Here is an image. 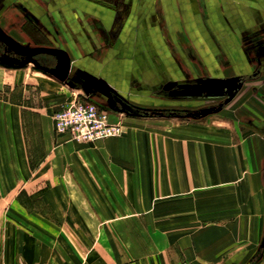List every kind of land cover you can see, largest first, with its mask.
<instances>
[{
    "label": "crops",
    "instance_id": "1",
    "mask_svg": "<svg viewBox=\"0 0 264 264\" xmlns=\"http://www.w3.org/2000/svg\"><path fill=\"white\" fill-rule=\"evenodd\" d=\"M0 2L2 14L16 22L20 8H26L29 24L38 26L42 50L64 55L58 74L77 82L69 85L47 69L41 75L29 74L43 99L32 108L41 111L44 123L46 118L50 121L49 133L44 131L50 141L55 110L76 92L72 88L82 92L102 85L135 106L170 111L163 107L173 103L168 96L189 95L182 90L190 73L241 75L242 85L233 98L236 112L264 118V64L249 46L264 25V0H131L127 13L103 0ZM4 82L0 152L14 154L0 160V264H56L50 236L60 230L62 215L70 223L78 215L98 216L99 230L117 233L107 246L111 255L105 258L102 252L101 264H264L263 127L237 126L235 112L228 129L212 128L217 141L192 149L173 143L130 145L125 141V136L134 135L130 129L99 147L56 145L69 152V159L62 154L49 159L44 149L42 158L31 165L24 139L29 106L14 95L27 86L22 79ZM123 112L114 109L109 120L124 124L169 117ZM222 135L229 139L221 142ZM126 167L134 169L127 198ZM138 176L144 187L134 185ZM33 184L36 191L29 187ZM221 184L227 191H220ZM142 188L151 193H145L143 206ZM192 190L195 195L190 196ZM29 200H35L36 207ZM108 216L120 219L109 224ZM126 216H133V222L126 223ZM190 216L195 219L190 221ZM142 231H163L165 240L155 234L143 240L123 234Z\"/></svg>",
    "mask_w": 264,
    "mask_h": 264
},
{
    "label": "rangeland",
    "instance_id": "2",
    "mask_svg": "<svg viewBox=\"0 0 264 264\" xmlns=\"http://www.w3.org/2000/svg\"><path fill=\"white\" fill-rule=\"evenodd\" d=\"M54 1V0H52ZM101 1V0H100ZM108 1L112 7H115V10H119L122 13L129 12L131 8V0H103ZM52 9H47V12H51ZM262 22V21H261ZM259 31V32H258ZM34 32V31H33ZM256 33L253 36V39L250 41L249 46L256 52V56L259 63L264 64V53L259 52L258 49L264 45V25H260L257 29ZM19 39L16 42L20 43L26 50H28L29 54L33 57H30L21 62H14L8 59L1 58L0 56V84H5L4 81H16V80H24L27 87L20 88L14 94L17 95V98L22 100V102H26L29 108H26L27 112L24 114L26 119L24 124V139L26 142V149L27 154L30 159L31 165H35V163L42 158V154L45 151L44 149L49 150L47 158L53 159L54 156L58 154L65 155L64 158L69 159L70 154L68 151H60L59 148L55 147L56 145H73V144H82V145H94L98 146L102 144L104 141L108 139H112L111 137L98 139V140H79L74 139L69 134H64L66 137H58V133L55 130L54 125V132L52 141L48 140V135L44 137V131L49 133V124L50 121L46 118L45 123L42 118V113L40 110L36 108L42 104L43 99L41 98L38 88L35 86L36 84L32 82V78L29 77V74L35 73V75H41L42 71L47 69L48 73L55 75L58 79H62V81L66 80L68 77H62L58 73H55L51 67H46L41 62L35 60L36 54L40 52L43 48V45H37L35 42L27 37L24 34L16 35ZM40 37V34H39ZM40 42V41H39ZM43 41H41L42 43ZM46 71V70H45ZM241 75L234 74V75H227L223 77H213L208 75V73H200L199 76L189 75V79L185 82L186 85H194L196 83H200L205 80H212V79H233L237 78ZM250 81L247 80L244 82L242 90H245L248 87ZM102 86V85H101ZM99 86L97 89H93L88 91L84 89L82 92H79L77 89L71 98L74 95L83 96L82 93H87L89 99L94 101L100 109H104L106 113L109 114L113 112L114 109L111 107L112 101L110 97L106 94V90L101 89ZM168 96V95H167ZM166 96V97H167ZM172 99V104H167L163 106L165 109H181V110H199L203 107L212 106L220 103L225 95L220 94H189L188 96H183L180 94L173 93L172 96H168ZM70 98V99H71ZM69 99V100H70ZM235 99V98H234ZM232 99L230 102L224 105V107L217 112H213L201 117H192V116H174V117H163L161 122H148V121H135V122H128L125 121L124 124L120 122H112L120 125L121 127V134L126 135V131L132 130L134 131L133 136H125V141L130 145H150V144H159V143H173V144H188L190 149L195 147H202L207 146L209 143L214 142V140H218L219 137L213 136L212 128L216 127L217 129L220 128L222 130L228 129L230 124L231 117H233L236 112L235 104L236 100ZM68 101V100H66ZM64 101V102H66ZM63 102V103H64ZM62 103V104H63ZM61 104V105H62ZM60 105V106H61ZM58 106L57 109L60 107ZM25 109V108H24ZM56 109V110H57ZM55 110V111H56ZM238 110L236 113L238 114L237 126H242L244 124H256L259 127L264 128V118H250V115L243 114L241 115ZM123 114L128 115V113L123 112ZM145 119V118H139ZM234 120V118L232 119ZM159 128L161 131L156 132L155 129ZM142 133V136L140 135ZM153 133V134H151ZM157 133H163L158 135ZM122 137V136H121ZM229 138L226 135L221 136V142L227 141ZM48 143V145H47ZM47 145V147H46ZM61 149V148H60ZM98 148L93 149L94 152V159H97L95 153ZM190 152V151H189ZM195 153V152H194ZM14 153L10 152H0V160L4 159H12V155ZM188 154V153H187ZM189 154H192L191 152ZM207 154V153H206ZM111 158V157H110ZM112 159V158H111ZM113 168H109V172H113ZM134 169L132 167L125 168V187H124V195L125 198L128 197L129 194V186L130 182H132L134 176ZM112 175V174H110ZM137 188L144 187L140 183V178L136 179ZM12 187L14 185H5V187ZM49 185H45V189H47ZM111 186V184H110ZM221 186L220 191H227L224 187L226 185H219ZM20 187V185H19ZM33 190L36 191L35 187L36 184L30 185ZM3 185H0V191H2ZM43 187H41L42 190ZM143 188L141 191L139 190V195L141 194V202L142 206L146 203L145 193ZM195 190L190 191L189 195H195ZM151 194V193H146ZM29 205L32 207H36V201H28ZM154 203V202H153ZM155 203L152 205L154 206ZM59 218L60 230L51 233V240L52 245H55L54 250L55 253L53 255V260L56 264H101L100 260L102 259V252L105 258H108L107 253L111 255L109 248H107L110 241H114L116 239V232H104L99 230L97 223L100 224L101 217L98 216H90V215H78L75 217L74 223H70L69 217L62 215ZM124 221L133 222V216H126L122 217ZM120 219V217L116 216H108L106 217V221L111 224L115 223ZM191 219H195V217H189ZM124 235L128 237L132 236H140L141 239H149L151 235L155 234L158 240L164 241L165 240V233L163 231L152 233V232H140V233H133V232H124ZM264 245V244H263ZM181 249L179 250V252ZM180 260L183 257L179 256ZM228 264V263H226ZM229 264H237V263H229Z\"/></svg>",
    "mask_w": 264,
    "mask_h": 264
},
{
    "label": "built area",
    "instance_id": "3",
    "mask_svg": "<svg viewBox=\"0 0 264 264\" xmlns=\"http://www.w3.org/2000/svg\"><path fill=\"white\" fill-rule=\"evenodd\" d=\"M54 125L58 134L86 141L121 134L120 125L112 123L106 111L79 95H74L55 111Z\"/></svg>",
    "mask_w": 264,
    "mask_h": 264
},
{
    "label": "water",
    "instance_id": "4",
    "mask_svg": "<svg viewBox=\"0 0 264 264\" xmlns=\"http://www.w3.org/2000/svg\"><path fill=\"white\" fill-rule=\"evenodd\" d=\"M49 53H52L58 57L57 65L52 68V70L56 71L57 73L62 72L63 69V58L64 55L62 52L58 50H49ZM243 82V78H233V79H212V80H205L198 84L194 85H187L182 92L188 94H227L226 99L218 105H212L203 107L199 110H187V111H180V110H170L165 111L161 109H144L142 107H138L130 103L126 98H124L121 94L117 91L108 89L106 90V94L110 97L112 101L111 107L118 111H125L131 115H143V116H162L166 115L169 117L173 116H192V117H201L207 114L220 111L225 104L230 102L238 93L241 85ZM66 83L72 86H77V82L73 78H67Z\"/></svg>",
    "mask_w": 264,
    "mask_h": 264
},
{
    "label": "flooded vegetation",
    "instance_id": "5",
    "mask_svg": "<svg viewBox=\"0 0 264 264\" xmlns=\"http://www.w3.org/2000/svg\"><path fill=\"white\" fill-rule=\"evenodd\" d=\"M1 5L2 3L0 2V56L1 58L8 59L14 62L24 61L32 56L29 54L28 50H26L20 43L16 42V40L19 39L16 35L24 34L27 37L31 38L35 42V44L42 45L39 37V32L37 31L38 26L33 22L31 25L29 24L30 17L26 12V8H20L22 14L20 15V17L17 16L19 19L16 22L13 20V16L10 17L2 14L4 6ZM14 19H17L16 16ZM49 50L53 49H41L40 52L36 54L35 60L41 62L46 67L54 68L58 63V57L52 53H49ZM258 51L264 53V45H262L258 49ZM226 97L227 94H225V97L221 102H223Z\"/></svg>",
    "mask_w": 264,
    "mask_h": 264
}]
</instances>
